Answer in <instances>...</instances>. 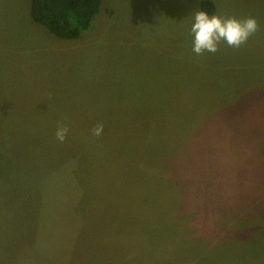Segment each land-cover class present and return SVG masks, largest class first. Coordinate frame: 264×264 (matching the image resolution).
<instances>
[{"label":"rangeland","instance_id":"rangeland-1","mask_svg":"<svg viewBox=\"0 0 264 264\" xmlns=\"http://www.w3.org/2000/svg\"><path fill=\"white\" fill-rule=\"evenodd\" d=\"M31 1L0 0V264H264V0H212L259 31L202 56L201 0H102L70 40Z\"/></svg>","mask_w":264,"mask_h":264},{"label":"trees","instance_id":"trees-1","mask_svg":"<svg viewBox=\"0 0 264 264\" xmlns=\"http://www.w3.org/2000/svg\"><path fill=\"white\" fill-rule=\"evenodd\" d=\"M101 8L102 0H32L31 17L34 22L46 27L58 38L78 39L93 24ZM199 8L200 10L208 11L210 14L216 13V5L212 0H201ZM13 120H15L14 117ZM43 132H45L44 136ZM33 134L35 139L42 142L43 139L47 140L48 131L46 129H34ZM44 143H48V141H44ZM9 162L0 161V176L4 175L8 170ZM18 169L23 173L19 166ZM33 197V195H27L25 200ZM22 209H16L15 211L18 212L19 218L24 222V219L20 215L24 216L25 210ZM42 211V207H39V202H37L34 212L36 215L35 219H40ZM15 226L17 227V225ZM19 227H22L21 230L16 229L14 232L16 239L24 240L26 238L28 240H35L31 236L27 237L24 224H20Z\"/></svg>","mask_w":264,"mask_h":264},{"label":"clouds","instance_id":"clouds-1","mask_svg":"<svg viewBox=\"0 0 264 264\" xmlns=\"http://www.w3.org/2000/svg\"><path fill=\"white\" fill-rule=\"evenodd\" d=\"M190 31L193 36L192 51L202 56L205 52L216 53L222 41L226 42L229 47L240 48L259 31V22L253 16L241 19L235 16L226 17L210 14L206 10H197L193 14ZM103 129V124H98L92 130V134L100 136ZM68 132L69 128L63 123H59L55 137L63 143Z\"/></svg>","mask_w":264,"mask_h":264}]
</instances>
